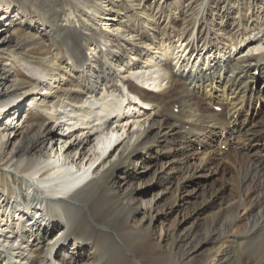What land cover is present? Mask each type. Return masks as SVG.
I'll return each mask as SVG.
<instances>
[{
    "label": "bare ground",
    "instance_id": "bare-ground-1",
    "mask_svg": "<svg viewBox=\"0 0 264 264\" xmlns=\"http://www.w3.org/2000/svg\"><path fill=\"white\" fill-rule=\"evenodd\" d=\"M58 1L15 6L0 0V175L16 177L14 186L3 187L7 195H0V264H22L42 243L56 258L83 223L92 227L93 244L78 250L109 242L115 251L111 264H264V123L246 122L264 111V89L255 87L264 70V0H61L64 8ZM18 25L29 32L14 30ZM64 29L77 38L65 39ZM44 40L50 46H41L43 58L30 56L32 42ZM247 46L260 55H242ZM17 65L26 74L19 75ZM194 96L225 105V111L201 113ZM252 98L258 100L252 104ZM137 102L148 112H135ZM27 103L36 124H29L30 110L21 113ZM246 111L247 125L233 147L239 173L225 175L227 168L216 159L226 152L209 149L210 140L234 129L232 112ZM123 128L127 133L114 148L91 158L93 148ZM200 145L205 154L198 164L189 163ZM116 149L118 159L110 161L108 153ZM156 150L164 153L148 165L182 152L171 162L173 173L213 175L221 173L219 167L225 176L197 206V214L221 207L204 231L179 230L170 248L163 245L170 235L163 225L154 236L153 214L141 227L133 224L134 211L107 178L122 163ZM61 153H67L63 162ZM79 159L89 167L75 171L70 163ZM129 189L128 195L137 188ZM193 243L192 250L217 248L185 261L191 252L183 246ZM104 259V253L70 256L61 264Z\"/></svg>",
    "mask_w": 264,
    "mask_h": 264
},
{
    "label": "rangeland",
    "instance_id": "rangeland-1",
    "mask_svg": "<svg viewBox=\"0 0 264 264\" xmlns=\"http://www.w3.org/2000/svg\"><path fill=\"white\" fill-rule=\"evenodd\" d=\"M9 1L15 6H22V1H24V0H9ZM33 1H35V0H33ZM57 3L60 4L61 8L62 7L64 8L63 1L60 0ZM36 8H37V6H36ZM36 8L32 7V5H31V11L32 12L36 13V11L38 10ZM59 21L61 22L60 24H61L62 28H64L63 27L64 22L62 23L63 20H59ZM14 30H18L22 34H25L27 31L29 32V30L25 27V25H18L17 27L14 28ZM63 33L65 36V39H67L69 41L70 40L73 41L77 38L76 33H74L72 30H68V29L65 30L64 29ZM28 35H30V34H28ZM42 45L47 46V47L50 46L48 40L47 41L44 40V41H42V43H39L37 41H33L31 46H30L31 47L30 48L31 54H29V55L33 56L34 58L42 59L43 58V56H42L43 54H41V51H42L41 46ZM262 46H264V44ZM25 52H27V51H25ZM260 53L261 52L259 50L250 52L249 47L247 46L244 48L242 55H244L245 57H252V58L255 57L256 58L260 55ZM240 55H241V53H240ZM233 62H234L233 63L234 65H238L237 61L233 60ZM16 67L20 71L19 75H21L20 73L26 74L25 70H23L20 66L17 65ZM259 75L262 77H260V79L257 80L255 87L257 88L259 86V87H263V89H264V77H263L264 76V70H262L261 72H258V75H256V78ZM183 80L184 79H181L182 82H183ZM136 82L141 83L140 80H136ZM29 84L31 85V83H29ZM174 86H175V84H174ZM179 90H182V88H180ZM161 91L162 90H160V93H161ZM194 98L200 104L201 113H203V112L209 113L211 111L221 113V112L225 111V105L218 104V105L213 106L212 104L207 102L206 98H203L202 96H200L198 98H197V96L196 97L194 96ZM252 99H250V102L252 101V104H254L256 102V100H258V98H256V99L252 98ZM179 103H180V105L185 104V103L181 102V100ZM137 104H138V107H137L138 109H136L135 112L139 111L140 114H142V115H144L146 112H148V109H149L148 107L146 108V106L140 105L139 102H137ZM24 106L25 107L21 108L22 111L24 109H26V111H27L28 106L31 107L30 105H28V103L25 104ZM32 111H33V109L30 108V111L28 112L29 115L32 113ZM173 111H174L173 112L174 114L179 115L180 108L175 107V109ZM245 113L242 114V113H238V112H232L230 114L231 119L238 121V123L234 127V129L231 130L230 132H227L225 130L223 134L226 135V137H223L220 134V135L215 136L214 137L215 139L213 138L214 140L213 139L210 140L211 145L209 146V149L215 148L216 150H222V153L226 152L225 156H224V154H221L222 156L218 155L217 157H219V158H217L218 160L216 159L217 165H219V167H221V165H224V167L227 168L226 173H223L219 167H218V169L221 173H219V174L214 173L213 175H208L207 174L208 172H203V173L199 172L196 176L193 174V172L189 173L186 171H183L181 173H179V172L173 173L171 162H172V160H174V157L178 158L179 155H182L183 154L182 152H179L178 156L176 155V156H172V157L171 156L166 157L163 159L162 162L157 161V165L154 167L152 166V164L148 165L149 161L152 160V156L156 155V156H158V159H159V156L164 153V152H162L161 154H157V150L154 152L156 154H154V153L143 154L141 156V158H134L132 160V162L131 161L124 162L121 164L120 167L114 168L111 171V176L107 177V178H109V180H108L109 186L112 190L116 191L117 194H119L120 200L124 203L127 210L134 211V212H131L130 215L134 217L135 222L133 224L135 226H136V223H137V226H140V227L143 224H146L147 223V217H148L147 215L149 213L153 214L156 218V220L154 221V223L152 225V230L154 232V236L156 234H157L156 237L159 235V231H160L159 227L162 225H163L162 227H164L165 230H167L170 234L168 236V238L163 243L164 248H166V247L170 248L171 247L172 240H173L172 234H174V236H176V234L179 232V230H181V232H185V233H188V232L194 231V230H198V233H202L204 231V229L207 226L206 223L210 222V219L212 217L211 215L215 214V212H218L221 207L219 204H216V205H213L211 208H209L207 210H203L202 212L197 214V212H196L197 206L199 205L198 207H200L201 203L206 202L207 198H209V196L211 194H213V192L215 191L216 188H220V185L225 183V176H223L222 173L225 175L226 174L227 175H229V174L233 175V174L239 173V170L237 168V163L233 159V156H235V152H234L233 147L236 144L235 140H237V138H239V136H240V133L238 132V130L241 129L240 130V132H241L245 128V126L247 125V123L243 124L244 123L243 120L245 118H247L248 111H246ZM23 116L25 117V113L23 114ZM28 119H29V124H34V123L36 124L39 121L36 113H32L28 117ZM257 119H259V120H257ZM192 120H193V118H192ZM17 121H18L17 118H16V120H13V124L16 123V125H17L18 124ZM197 122L202 123L200 121V119ZM246 122H248L249 125L251 123H253V124H251L253 126L256 125L257 123L258 124H261L262 122L264 123V111H262L260 114L255 115L254 117H252V119L248 115V119ZM241 125H242V127H241ZM192 126L198 127V125H192L191 124L190 127H192ZM123 129H121L118 132L113 133L109 139H104V141H101L102 143H100L98 145L99 148H96V149L93 148V150H91V152H90L91 158H93L94 160L98 159L97 157H100L102 155V153H103L102 150H104L105 147L113 145V143L115 141H118L119 138L124 137L127 133V129L126 128H123ZM124 132H126V133H124ZM7 133H9V132H7ZM192 139L194 140L197 138H196V136L193 135ZM58 144L59 143L57 142V146H58ZM115 145H113V148L115 147ZM180 147H183V146H180ZM58 148L60 149V146ZM197 148H198L197 150L200 152V153H198L199 155H196V157H193V159H191L189 161V163L198 164L200 159L205 154L204 153L205 148L203 146L200 145ZM117 154H118V149H116L114 151L111 150L108 153V159L110 161L111 160L116 161L118 159ZM66 155H67V153H64V154L61 153L58 155V158L60 159V161L63 162L66 160ZM145 155H147V156H145ZM193 161H195V162H193ZM233 162H235L236 164ZM71 165L75 171L83 170L84 169L83 167L85 166V160L79 159L77 162L70 163V166ZM85 167L87 168V167H89V165H86ZM235 171L236 172L238 171V172L236 173ZM0 172H2V171H0ZM206 175H208V176H206ZM4 176L5 177H2V175H0V195H3V193H4L3 187L14 186V180L16 179V177L14 175H13V177L6 176V175H4ZM250 177L253 178V175H250ZM199 183L201 185H198L195 190H192L194 187L193 185H196ZM131 186L133 188H137V189H135L132 194L128 195L129 190H130L129 188ZM4 195L6 196L7 192H5ZM132 198H136V200L132 202ZM181 199H182V201H180ZM177 201L178 202L180 201V203H181L180 206H178L179 204L176 205ZM150 207H151V210H150ZM148 209L150 210V212L148 211ZM243 213L244 212H242V211L240 212V214H243ZM176 223H177V225L174 227V225ZM173 227H174V229H173ZM75 232H76L75 235H71V237L68 238L65 246L58 247V251H59L58 254H60L62 256L58 255L56 258L55 257L52 258V256H50L48 253L50 248L46 245V243H42L39 247L35 248L29 254V260L23 262L22 264H59V263L61 264L63 257L69 258L70 256H74L75 259L80 260L81 257H94V256L98 257V255L101 253H104V256H105V259H104L102 264H111V261L115 255V251H114V248H112L111 250H109V248H107V244H109V242H105L103 245L104 247H101L102 249L99 247L102 241H97V245L94 248L88 246L86 248L84 247L82 250H78L79 246H84L85 244H88V245L93 244L92 243L93 239L91 238L92 237V227L89 226V224L83 223L81 228L76 229ZM195 244L196 243H193L192 246H190V245L189 246L188 245L183 246L184 250H186L188 248L187 249L188 253L189 252L192 253V254L190 253V255L186 254L185 261H186V259L188 260L190 258V257H187V255L188 256L202 255V256L206 257V256H209V254L217 248L214 245H209L206 247H199V248L192 250V247ZM213 244H217V243H215V241H214ZM210 246H212V248ZM225 246H226V244H225Z\"/></svg>",
    "mask_w": 264,
    "mask_h": 264
}]
</instances>
